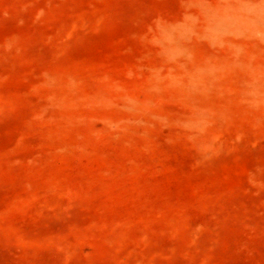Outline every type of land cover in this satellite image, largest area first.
I'll list each match as a JSON object with an SVG mask.
<instances>
[{
	"label": "rangeland",
	"instance_id": "1",
	"mask_svg": "<svg viewBox=\"0 0 264 264\" xmlns=\"http://www.w3.org/2000/svg\"><path fill=\"white\" fill-rule=\"evenodd\" d=\"M0 264H264V0H0Z\"/></svg>",
	"mask_w": 264,
	"mask_h": 264
}]
</instances>
